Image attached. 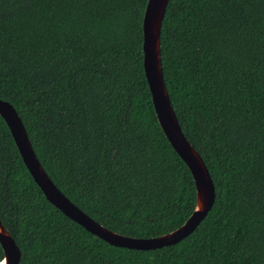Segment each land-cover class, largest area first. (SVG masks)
Returning a JSON list of instances; mask_svg holds the SVG:
<instances>
[{
  "label": "trees",
  "instance_id": "obj_1",
  "mask_svg": "<svg viewBox=\"0 0 264 264\" xmlns=\"http://www.w3.org/2000/svg\"><path fill=\"white\" fill-rule=\"evenodd\" d=\"M147 1L0 0V99L58 189L138 239L175 231L196 206L144 73ZM168 2L164 80L210 172L213 209L177 245L111 246L46 200L0 117V220L20 264H264V0Z\"/></svg>",
  "mask_w": 264,
  "mask_h": 264
},
{
  "label": "water",
  "instance_id": "obj_2",
  "mask_svg": "<svg viewBox=\"0 0 264 264\" xmlns=\"http://www.w3.org/2000/svg\"><path fill=\"white\" fill-rule=\"evenodd\" d=\"M170 0H148L143 18V67L158 123L173 150L192 174L196 187V206L187 221L175 231L156 238L138 239L115 233L93 220L74 205L50 179L37 158L26 128L16 109L0 99V117L5 121L23 163L46 200L88 233L117 248L151 251L174 246L193 234L207 218L216 200L210 172L199 152L189 143L171 104L164 80L161 57V30ZM0 245L4 258L0 264H20L21 251L0 220Z\"/></svg>",
  "mask_w": 264,
  "mask_h": 264
}]
</instances>
